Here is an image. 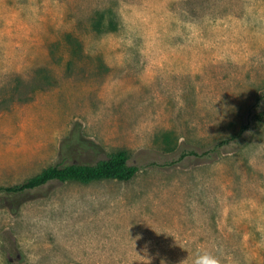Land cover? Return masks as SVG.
Returning a JSON list of instances; mask_svg holds the SVG:
<instances>
[{"label": "rangeland", "instance_id": "rangeland-1", "mask_svg": "<svg viewBox=\"0 0 264 264\" xmlns=\"http://www.w3.org/2000/svg\"><path fill=\"white\" fill-rule=\"evenodd\" d=\"M263 107L264 0H0V186L75 122L138 166L0 192V264H264V121L213 150Z\"/></svg>", "mask_w": 264, "mask_h": 264}, {"label": "trees", "instance_id": "trees-1", "mask_svg": "<svg viewBox=\"0 0 264 264\" xmlns=\"http://www.w3.org/2000/svg\"><path fill=\"white\" fill-rule=\"evenodd\" d=\"M37 89H42V86H38ZM24 98L25 100L28 99L26 97ZM263 121L264 107L251 113L235 135L217 141L213 146V150L216 151L219 147L230 144L232 140H238L251 128L257 129ZM62 148L64 150L61 153L59 162L48 166L40 173L26 179L20 184L6 187L0 186V192L17 197L54 181H76L80 183H89L104 179L127 181L138 171L137 165L128 163V157L124 151H119L94 163L84 161L86 155L98 151V146L94 142L84 138L79 122L73 124L68 136L63 142ZM187 155H197V153L191 150L182 153L181 156L184 157Z\"/></svg>", "mask_w": 264, "mask_h": 264}, {"label": "clouds", "instance_id": "clouds-1", "mask_svg": "<svg viewBox=\"0 0 264 264\" xmlns=\"http://www.w3.org/2000/svg\"><path fill=\"white\" fill-rule=\"evenodd\" d=\"M40 257L33 251L28 255V264H39ZM193 264H221L218 255L211 251H201L195 256Z\"/></svg>", "mask_w": 264, "mask_h": 264}]
</instances>
